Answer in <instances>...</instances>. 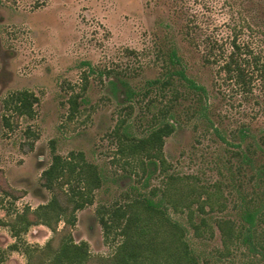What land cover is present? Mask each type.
Listing matches in <instances>:
<instances>
[{
  "label": "rangeland",
  "instance_id": "374dc122",
  "mask_svg": "<svg viewBox=\"0 0 264 264\" xmlns=\"http://www.w3.org/2000/svg\"><path fill=\"white\" fill-rule=\"evenodd\" d=\"M188 25L194 28L192 42L184 39ZM233 29L264 60V0H0V185L24 195L13 201L0 191V219L8 220L9 210H33L48 202L51 194L39 182L51 163L54 141L60 155L82 151L100 169L102 187L94 204L77 213L72 236L76 242L86 241L93 256H109L112 247L104 242L96 210L126 195H151L166 181L159 168L146 166L143 172L138 163L120 159L113 132L124 121L119 134L142 137L168 117L176 128L163 147L170 173L193 176L197 186L209 191L219 184L226 198L227 210L207 217L213 236L207 230L196 239L189 230L202 258L221 264L216 257L221 236L214 221L223 216L238 219L234 184L243 185L241 197L251 193L249 175L243 174L248 171L236 169L234 144L239 140L232 132L250 124L257 138L264 134L260 81L245 94L224 81L217 66L202 60L203 38L210 36L228 51ZM169 46L177 50L188 77L207 89L205 110L197 91L177 76L166 86L167 74L178 68L168 65ZM22 89L39 99L35 117L14 116L12 128H5L3 99ZM76 94L79 111L70 120L68 100ZM166 107H171V117ZM29 128L33 135H28ZM31 143L33 150L25 154ZM173 217L187 225L186 215ZM53 236L37 226L18 242L8 227H0L4 264H27L25 248L42 247ZM14 243L19 249L11 252ZM247 250L241 247L234 259L246 260Z\"/></svg>",
  "mask_w": 264,
  "mask_h": 264
},
{
  "label": "trees",
  "instance_id": "16d2710c",
  "mask_svg": "<svg viewBox=\"0 0 264 264\" xmlns=\"http://www.w3.org/2000/svg\"><path fill=\"white\" fill-rule=\"evenodd\" d=\"M247 28L254 32L250 25ZM192 30L193 25H188L184 31L186 41L192 38ZM239 32L234 30L228 51L210 36L203 38L200 45L202 60L206 65L217 66L218 74L221 73L224 81L232 83L236 90L249 94L255 81L259 80L264 86V60L253 51L250 44L241 41ZM166 58L170 67L178 66L167 74L166 86L172 76H177L197 91L199 104L205 110L209 104L207 89L196 85L188 77L174 47L169 46ZM78 97V94L72 95L68 100L70 120L79 111ZM38 102V97L29 90L10 93L3 100V126L11 129L14 116L33 119ZM170 112L171 107H166V116L168 114L171 117ZM123 122L113 132L118 140L119 158L127 164L138 163L143 172H146V166L155 170L159 168L161 173H165L164 186L155 189L151 195H126L121 202L99 207L96 210L98 222L104 242L112 247V253L106 257L93 256L86 241L76 242L73 239L72 229L77 223V213L94 204L95 193L102 187L100 169L89 162L82 151L60 155L56 152L55 142L51 141V163L42 171L39 182L51 194L50 199L33 210L28 207L22 212L9 210L8 220L0 219V227H8L18 242L32 227L44 226L54 234L42 247L25 248L27 264H210L192 246L189 230H193L196 239H202L207 230L213 236L207 217L227 210L221 186L216 184L215 191H209L207 187L197 186L193 176L170 173L171 166L164 158L163 147L165 139L176 128L168 117L142 137L126 132L119 134ZM28 132V135H33L30 128ZM234 135L239 140V143L234 144L238 148L234 153L239 161L236 169L238 172L248 171L243 174L249 175L251 193L248 198L246 195L241 197L239 189L243 185L234 184L236 199L239 201L235 209L238 219L228 216L215 219L222 243V249L217 250L216 257L221 264H259L260 260L264 261V229L261 228L264 224V134L257 138L250 124H242L232 132ZM34 136L37 138V135ZM33 147V143L29 144L24 153L31 152ZM0 191L13 197V201L24 196L11 189H4L1 185ZM2 204L3 198L0 199V206ZM173 215H186L187 225ZM198 218L199 221H196ZM61 222L63 228L59 230ZM243 246L248 249V253H244L247 259L236 261L235 252ZM18 249L17 243H14L8 250L15 252ZM6 261L7 256L0 250V264ZM215 264L220 263L216 261Z\"/></svg>",
  "mask_w": 264,
  "mask_h": 264
},
{
  "label": "flooded vegetation",
  "instance_id": "af4514ba",
  "mask_svg": "<svg viewBox=\"0 0 264 264\" xmlns=\"http://www.w3.org/2000/svg\"><path fill=\"white\" fill-rule=\"evenodd\" d=\"M22 90H28V89H22ZM22 90H16V91H22ZM13 92H15V91H13ZM11 93H12V92H11ZM9 94H10V93H9ZM9 94H8V95H9ZM8 95H6L5 98H6ZM5 98H4V99H5ZM4 99H3V100H4Z\"/></svg>",
  "mask_w": 264,
  "mask_h": 264
}]
</instances>
